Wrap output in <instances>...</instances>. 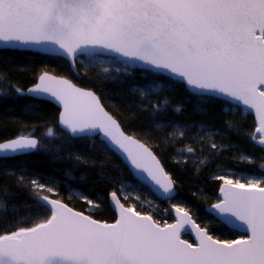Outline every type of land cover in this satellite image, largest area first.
<instances>
[{"label": "snow or ice", "instance_id": "1", "mask_svg": "<svg viewBox=\"0 0 264 264\" xmlns=\"http://www.w3.org/2000/svg\"><path fill=\"white\" fill-rule=\"evenodd\" d=\"M0 46V50L7 46L43 48L61 55L70 65L104 57L143 64L153 75L175 78L201 103L206 102L203 97L223 98L226 115L237 114L231 101L254 111L259 116L255 133L264 134V0H0ZM134 70L130 65L123 72L132 75ZM104 72L106 78H115L107 75V67ZM38 79L39 83L26 90L12 87L18 96L47 97L57 102L63 108L58 123L70 138L102 135L106 144L126 154L154 188L168 199L175 198V181L161 160L121 130L93 91L47 71ZM53 80L59 82L57 87L51 86ZM167 87L154 81L148 89L137 86L133 91L143 98L160 95ZM167 104L166 97L163 105L155 102L153 113ZM175 111L180 112V107ZM153 120L156 127L181 128V137L192 127L219 135V143L208 145L213 155H219L218 148H231L230 142L225 143L226 133L218 129L157 122L155 115ZM226 126L239 131L230 121ZM47 134H52L51 128ZM33 137L34 133L18 134L7 142L0 141V159L36 150L38 141ZM251 139L256 141L257 137ZM259 144L264 145V135ZM194 151L186 149L189 155ZM184 154L181 150L176 153ZM66 178L74 179L70 175ZM213 178L222 182L221 196L209 213L219 223L239 230L238 239L216 238L180 204L170 207L175 222L161 223L151 214L126 206L122 200L129 197L117 191L109 193L117 218L104 222L69 207L60 198L55 182L46 185L32 178L38 218L31 226L18 222L0 234V264H264V175L245 176L224 169ZM22 183L23 179H18L17 184ZM2 191L7 194V189ZM69 192L82 197L89 207H99L98 201L83 192L71 188ZM7 210L5 203L2 211ZM193 231L196 243L183 238Z\"/></svg>", "mask_w": 264, "mask_h": 264}, {"label": "trees", "instance_id": "2", "mask_svg": "<svg viewBox=\"0 0 264 264\" xmlns=\"http://www.w3.org/2000/svg\"><path fill=\"white\" fill-rule=\"evenodd\" d=\"M123 60H115L108 68L106 78L104 66L98 62L81 59L73 64L60 55L49 54L24 48H3L0 50V141L19 135H32L39 140L36 150L0 159V234L11 230L15 223L31 226L38 217L39 205L32 199L31 179L46 185L55 182L60 198L76 210L91 214L94 219L112 223L117 218L109 204L110 191H117L126 206L136 211L151 214L163 223L173 222L170 207L172 204L187 206L197 222L218 239L228 240L239 237V231L217 221L209 207L218 202L221 181L214 175L227 169L231 172L250 175H264V145L259 144L260 134L252 112L235 105L237 114L228 111L223 98L203 97L201 103L190 90L167 75H153L147 68L134 66L132 75L123 69L129 67ZM120 68V72L116 69ZM48 71L71 79L76 85L91 89L99 96L105 108L119 121L128 134L148 145L161 160L165 170L175 181L174 199L160 200L146 186L140 184L121 159L97 137L70 138L58 125L59 108L53 103L27 95L18 96L13 85L26 90L38 76ZM162 81L168 87L160 95H145L134 92V87L148 89L152 82ZM169 88L173 90H168ZM168 104L163 110L153 113L155 102ZM143 99V103L141 102ZM180 107L181 111L175 109ZM198 109H202V112ZM223 109V110H222ZM156 121H171L179 125H206L226 133L231 148H218L219 155L208 147L221 137L214 133L199 132L196 127L188 129L181 137L179 127L154 126ZM230 121L239 131L228 130ZM52 134H47V129ZM171 133V135H169ZM256 136V141L251 139ZM92 140V141H91ZM192 147L194 154L186 152ZM181 150L184 155H176ZM80 159L77 160L76 157ZM211 161L201 164L200 161ZM197 168L200 171L197 172ZM14 173V174H6ZM22 173L29 175L22 177ZM30 174H35L32 177ZM74 178L67 179L66 177ZM18 179L23 183L18 185ZM69 188L84 193L85 197L99 203V207H89L82 197L70 195ZM7 189V194L2 190ZM43 194V193H42ZM56 198V197H51ZM7 204V211H2ZM192 240L189 235L184 236Z\"/></svg>", "mask_w": 264, "mask_h": 264}, {"label": "water", "instance_id": "3", "mask_svg": "<svg viewBox=\"0 0 264 264\" xmlns=\"http://www.w3.org/2000/svg\"><path fill=\"white\" fill-rule=\"evenodd\" d=\"M0 47H2V46H0ZM3 48H17V47H11V46H7V47H3ZM29 49H33V50H36V51H40V52H45V53H49V54H55V55H59V54H57V53H52V52H48V51H46L45 49H43V48H39V47H33V48H29ZM61 56V55H60ZM74 62H72V64H73ZM131 65H133L132 64V62H129ZM134 66H139V67H143V68H147L145 65H143V64H134ZM48 72V71H47ZM41 74H43V72L41 73ZM40 74V75H41ZM49 74H50V76H56V77H64V76H60V75H56V74H53V73H51V72H49ZM39 75V76H40ZM165 75H167V74H165ZM38 76V77H39ZM64 78H66V79H69V78H67V77H64ZM45 80L46 81H48L49 80V77H46L45 78ZM69 80H71V79H69ZM40 81H39V79L37 78V80H36V82L33 84V85H31V86H29L28 88H31V87H34V85L36 84V83H39ZM73 82V81H72ZM74 83V82H73ZM58 84H59V82L58 81H55V80H53V81H51V86L52 87H57L58 86ZM78 86V85H77ZM78 87H80V86H78ZM27 88V89H28ZM81 88H83V87H81ZM84 89H86V90H90V91H93V90H91V89H87V88H84ZM95 94H96V92L95 91H93ZM97 95V94H96ZM98 96V95H97ZM31 97V96H30ZM36 99H42V100H47V101H49V102H51V103H53L55 106H57L58 108H59V113L61 112V111H63V108H62V106L61 105H59L57 102H55L54 100H52V99H49V98H47V97H41V98H36ZM100 99V98H99ZM100 102H101V100H100ZM231 103H233V104H236V105H240V106H242V107H244L243 105H241V104H237L235 101H231ZM101 104H102V102H101ZM103 105V104H102ZM103 107H104V109H105V111H107L110 115H112L106 108H105V106L103 105ZM252 113L254 114V116H255V118H256V121H257V124H258V121H259V116L254 112V111H252ZM113 116V115H112ZM114 117V116H113ZM115 118V117H114ZM58 119H59V115H58ZM116 119V118H115ZM117 120V119H116ZM118 121V120H117ZM118 123H119V121H118ZM120 124V123H119ZM58 125H59V123H58ZM258 126H259V124H258ZM59 127L61 128V126L59 125ZM120 127H121V130L126 134V135H130V134H128L127 132H125L124 131V129L122 128V126L120 125ZM62 129V128H61ZM65 132H67V131H65ZM68 133V132H67ZM69 134V133H68ZM70 135V134H69ZM260 135H264V134H260ZM132 136V135H131ZM88 137H90V138H93V137H97L98 138V140H100V141H102V142H104L105 144H106V142L104 141V137L102 136V135H95V134H89L88 135ZM134 137V136H133ZM17 138V137H16ZM33 138H35V139H37L36 137H33ZM135 139H138V138H136V137H134ZM14 139V138H13ZM11 140V139H10ZM139 140V139H138ZM7 141H9V140H6V141H4V142H7ZM37 141H38V145H39V140L37 139ZM92 141V140H91ZM141 143H143V144H145L144 142H142L141 140H139ZM106 146L111 150V151H113L120 159H121V161L128 167V169H129V171L131 172V174L134 176V178L140 183V184H142V185H144V186H146L158 199H160V200H170V199H168L167 198V196H165L163 193H161L160 191H158L156 188H154L153 186H152V184H150L147 180H145L144 179V177L139 173V171L138 170H136V169H134V167L132 166V164L130 163V161L126 158V154H123L121 151H117L115 148H113L111 145H109V144H106ZM145 146L146 147H148L150 150H152L148 145H146L145 144ZM32 151H34V150H30L29 152H32ZM153 151V150H152ZM28 152V153H29ZM154 152V151H153ZM0 155H2V154H0ZM14 155H20V153H18V154H14ZM14 155H12V154H10L8 157H10V156H14ZM176 194V188H175V184H174V193H173V195H175ZM218 196H219V198H220V196H221V194H220V192L218 193ZM69 207H71L70 205H69ZM73 208V207H72ZM210 208H211V206L209 207V210H210ZM74 209V208H73ZM113 209V208H112ZM74 210H76V209H74ZM76 211H79V210H76ZM82 212V211H81ZM172 212V211H171ZM85 213V212H84ZM116 213V212H115ZM85 214H87V213H85ZM178 215V214H177ZM116 216H117V213H116ZM172 217H173V213H172ZM173 220H174V217H173ZM175 222V220L173 221V223ZM228 227H230V226H228ZM231 229H234V228H232V227H230ZM234 230H236V231H239V230H237V229H234ZM185 235H189L190 237H191V239L192 240H188V239H186L184 236ZM183 238L184 239H186V240H188L189 242H191V243H196L197 242V236H196V234H195V231H193L192 233H185L184 235H183Z\"/></svg>", "mask_w": 264, "mask_h": 264}, {"label": "rangeland", "instance_id": "4", "mask_svg": "<svg viewBox=\"0 0 264 264\" xmlns=\"http://www.w3.org/2000/svg\"><path fill=\"white\" fill-rule=\"evenodd\" d=\"M122 60V59H121ZM91 61H93V62H98L99 64H102L104 67L105 66H109V65H112V64H115V60L114 59H112L111 57H104V58H101V59H93V60H91ZM124 61V60H123ZM124 64H126V63H128L129 65H131L129 62H123ZM244 108V107H243ZM238 174H240V173H238ZM240 175H244V174H240ZM248 175H250V174H246L245 176H248ZM256 176H258V175H256ZM157 219V218H156ZM168 222V221H167ZM170 223V222H169ZM239 237H237L236 239H238Z\"/></svg>", "mask_w": 264, "mask_h": 264}, {"label": "bare ground", "instance_id": "5", "mask_svg": "<svg viewBox=\"0 0 264 264\" xmlns=\"http://www.w3.org/2000/svg\"><path fill=\"white\" fill-rule=\"evenodd\" d=\"M99 97V96H98Z\"/></svg>", "mask_w": 264, "mask_h": 264}]
</instances>
